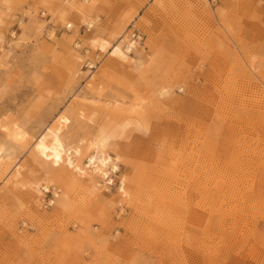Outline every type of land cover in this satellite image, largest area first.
<instances>
[{
    "label": "rangeland",
    "instance_id": "rangeland-1",
    "mask_svg": "<svg viewBox=\"0 0 264 264\" xmlns=\"http://www.w3.org/2000/svg\"><path fill=\"white\" fill-rule=\"evenodd\" d=\"M0 15V264H264V0Z\"/></svg>",
    "mask_w": 264,
    "mask_h": 264
},
{
    "label": "bare ground",
    "instance_id": "bare-ground-1",
    "mask_svg": "<svg viewBox=\"0 0 264 264\" xmlns=\"http://www.w3.org/2000/svg\"><path fill=\"white\" fill-rule=\"evenodd\" d=\"M1 16V15H0ZM1 20V19H0ZM134 43L131 41V42H128V43H125V44H122V43H118V44H116L115 46H114V48L112 49V51H111V53L112 54H114V55H120V52H121V50H123V47H124V50H129L131 47H132V45H133ZM17 131V130H16ZM12 134V137L13 138H16V136L17 135H19V133H17V132H12L11 133ZM10 134V135H11ZM102 139H103V141H104V136L103 137H101ZM99 140H100V138H99ZM103 143V142H102ZM92 146V145H91ZM107 146V143L106 144H103L102 145V147L101 148H99V146H97V147H95V150H93V152L88 156V161L86 162L87 164H84V165H86L87 167H90V169H92V170H94V171H96L97 170V168H98V163L99 162H105V163H107V162H109L110 161V156L107 154V153H104V149H105V147ZM2 145H0V154H1V152H2ZM36 147H33V149H35ZM93 148V147H92ZM35 151V150H34ZM33 151V152H34ZM32 152V153H33ZM36 152V151H35ZM75 153H77V151L75 150L74 151ZM75 153H73V155H76ZM8 154V153H7ZM12 154V153H11ZM6 155V154H5ZM8 156H9V154H8ZM7 157V156H6ZM1 160V159H0ZM7 160V159H6ZM5 160V161H6ZM9 160V159H8ZM14 160V159H13ZM67 160V159H66ZM75 160V159H74ZM3 162H4V160H3ZM65 162V161H64ZM76 162V161H75ZM66 163V162H65ZM7 165L8 164H5L3 167H7ZM68 165L70 166V167H75L74 165V161H73V159H72V157H70L69 158V160H68ZM67 165V166H68ZM66 166V167H67ZM86 166H84V167H86ZM112 166V169H115L116 168V166L115 165H111ZM76 167H78L79 168V166H76ZM75 167V168H76ZM16 168V167H15ZM19 168V167H18ZM73 168H71V169H73ZM3 169V168H2ZM1 169V170H2ZM15 170V169H14ZM67 170H68V168H67ZM70 170V169H69ZM68 170V171H69ZM82 170H83V168H82ZM5 171V170H4ZM20 170H16V172H15V175H14V179H13V181H14V184H25V183H23L21 180H19V179H16L18 176H19V172ZM72 171V170H71ZM13 172V171H12ZM79 172V171H78ZM67 173V172H66ZM73 173V172H72ZM74 173H77V172H74ZM107 173V171L104 173V174H106ZM108 179V178H107ZM44 180V179H43ZM48 182V181H47ZM30 186H32V187H34V190L36 191V192H38V193H41V192H43V191H47L48 190V188H47V186L45 185L43 188H41L40 186H39V184H40V182H39V180H32L31 182H30ZM55 195L56 196H58V194L57 193H55ZM50 202H52V201H50Z\"/></svg>",
    "mask_w": 264,
    "mask_h": 264
},
{
    "label": "built area",
    "instance_id": "built-area-1",
    "mask_svg": "<svg viewBox=\"0 0 264 264\" xmlns=\"http://www.w3.org/2000/svg\"><path fill=\"white\" fill-rule=\"evenodd\" d=\"M67 29L69 28V27H72L71 26V23H68L66 26H65ZM135 35V34H134ZM138 36V35H137Z\"/></svg>",
    "mask_w": 264,
    "mask_h": 264
}]
</instances>
